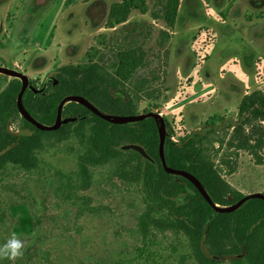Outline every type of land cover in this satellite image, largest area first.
<instances>
[{
  "label": "rangeland",
  "instance_id": "rangeland-1",
  "mask_svg": "<svg viewBox=\"0 0 264 264\" xmlns=\"http://www.w3.org/2000/svg\"><path fill=\"white\" fill-rule=\"evenodd\" d=\"M119 1L0 0V66L25 74L40 89L61 66L98 61L111 72L115 52L138 49L145 61L133 80L143 76L147 84L138 93L137 114H161L175 142L214 124L207 147L223 178L243 195L264 193V149L261 164L226 149L227 126L237 121L243 96L264 92V0H180L172 28L161 16L164 0H145V13L133 10L123 24L108 28L110 5ZM163 31L169 37L162 43ZM132 87L125 85L129 92ZM20 125L16 117L9 128L18 132ZM82 152L77 136H45L36 169L9 166L0 173V244L12 232L28 244L15 264H128L140 244L135 223L143 190L116 175L119 162L89 165V185L66 197L69 179L71 185L81 181ZM222 159L235 162L232 174ZM158 240L159 264H197L183 235L166 231Z\"/></svg>",
  "mask_w": 264,
  "mask_h": 264
},
{
  "label": "trees",
  "instance_id": "trees-1",
  "mask_svg": "<svg viewBox=\"0 0 264 264\" xmlns=\"http://www.w3.org/2000/svg\"><path fill=\"white\" fill-rule=\"evenodd\" d=\"M144 1L113 2L108 13V28L116 29L123 24L133 10L145 13ZM179 5L180 0H164L162 3L161 16L169 28L175 25ZM162 36L163 43L169 36L164 31ZM113 58L111 72L98 61L57 68L52 78L40 89L25 90L22 96L24 107L36 120L46 125L54 122L60 100L71 94L85 97L104 112L137 114L138 93L143 91L147 80L143 76L133 79L145 61L143 53L138 49L120 50L114 53ZM0 77L3 78L0 82H5L0 89V173L9 166L25 171L36 169V153L43 146L45 136L63 140L74 135L83 148L78 156L77 171L81 181L78 185H71L69 179L64 189L71 188L66 194L67 198H72L77 188L89 185V165L111 160L119 162V170L116 171L118 177L141 186L144 209L137 215L135 223L141 241L133 247L128 264H159L157 259L161 256V249L158 234L166 231L181 234L187 239L197 264H219L227 258L230 264H264V200L253 198L235 211L214 212L191 182L164 171L159 159V137L153 118L112 124L92 114L84 106L69 102L63 106L62 116L76 117V120L54 131H41L18 114L16 97L21 82L16 78L7 80L4 75ZM127 83L133 85L132 92L125 88ZM16 117L21 120L20 131L12 132L9 126ZM207 127L175 142L169 137L168 126L164 144L165 161L171 168L185 170L195 176L214 203L227 206L238 201L243 194L223 178L210 158L207 144L216 129L214 124H207ZM227 129L230 135L226 149H233L235 156L238 151L246 152L256 163L263 162V91L257 89L243 96L238 119ZM215 141L220 146L224 143L223 139ZM126 143L139 144L149 158L142 157L134 150L122 151L120 147ZM124 152L127 157L123 159L121 155ZM221 164L226 166L228 174L235 171V162L222 159ZM85 208L92 211V208ZM83 211L81 208L80 212ZM3 215L0 208V220Z\"/></svg>",
  "mask_w": 264,
  "mask_h": 264
},
{
  "label": "water",
  "instance_id": "water-1",
  "mask_svg": "<svg viewBox=\"0 0 264 264\" xmlns=\"http://www.w3.org/2000/svg\"><path fill=\"white\" fill-rule=\"evenodd\" d=\"M0 75H4L11 78H16L21 82L20 91L17 94L16 97V108L18 111V114L20 117L25 119L27 122L32 124L35 128L41 131H54L57 130L61 125L67 124L69 122H73L76 120V117H63L62 116V108L66 103L69 102H75L78 103L85 108H87L92 114L98 116L99 118L108 121L112 124H128L133 122H138L143 119H146L148 117H151L155 120L158 137H159V144H158V153H159V159L161 162V165L164 169V171L167 174L170 175H176L181 176L185 179H187L189 182L193 184V186L198 190V192L202 195V197L206 200V202L211 206V208L216 213H226V212H232L238 209L242 204H244L246 201L253 199V198H259L264 200V193L261 192H254L250 194L243 195L238 201L227 205L222 206L219 204L214 203L206 190L204 189L203 185L200 183V181L190 174L189 172L181 169H175L171 168L167 165L165 161L164 156V144L165 140L167 138V129H166V122L164 118L161 116V114L157 112H146V113H139V114H130V115H117V114H110L107 112H104L100 109H98L95 105H93L88 99L81 95L71 94L64 96L58 106H57V112L55 120L52 124L46 125L38 120H36L24 107L22 102V96L26 89L35 90L30 84H29V78L25 74L15 70L11 69L5 66H0ZM123 150H134L138 152L142 157L149 158L148 155L145 153L142 146L139 144H133V143H126L122 145ZM204 251V249H203ZM205 252V251H204Z\"/></svg>",
  "mask_w": 264,
  "mask_h": 264
},
{
  "label": "clouds",
  "instance_id": "clouds-1",
  "mask_svg": "<svg viewBox=\"0 0 264 264\" xmlns=\"http://www.w3.org/2000/svg\"><path fill=\"white\" fill-rule=\"evenodd\" d=\"M28 244L25 240L21 239L20 236L12 232L9 238L0 244V260H8L11 264L22 258Z\"/></svg>",
  "mask_w": 264,
  "mask_h": 264
},
{
  "label": "flooded vegetation",
  "instance_id": "flooded-vegetation-1",
  "mask_svg": "<svg viewBox=\"0 0 264 264\" xmlns=\"http://www.w3.org/2000/svg\"><path fill=\"white\" fill-rule=\"evenodd\" d=\"M250 1H251V3H252V2L255 3L256 0H250ZM12 132H13V131H12ZM226 260H229V258H227Z\"/></svg>",
  "mask_w": 264,
  "mask_h": 264
}]
</instances>
